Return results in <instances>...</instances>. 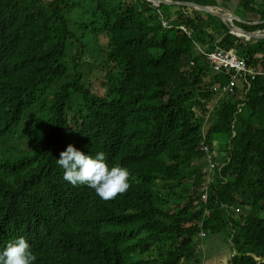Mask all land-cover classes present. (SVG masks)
<instances>
[{"label": "trees", "instance_id": "trees-1", "mask_svg": "<svg viewBox=\"0 0 264 264\" xmlns=\"http://www.w3.org/2000/svg\"><path fill=\"white\" fill-rule=\"evenodd\" d=\"M238 8L264 22V4ZM218 48L257 73L233 94L214 91L232 78ZM69 144L105 152L129 188L65 181ZM203 232L224 263L264 264V39L187 5L0 0V250L24 236L35 264H199Z\"/></svg>", "mask_w": 264, "mask_h": 264}, {"label": "clouds", "instance_id": "clouds-1", "mask_svg": "<svg viewBox=\"0 0 264 264\" xmlns=\"http://www.w3.org/2000/svg\"><path fill=\"white\" fill-rule=\"evenodd\" d=\"M63 179L72 186L86 185L101 199L115 198L129 188V172L121 166H109L106 153H85L69 144L56 159ZM36 257L28 239L19 236L0 250V264H35Z\"/></svg>", "mask_w": 264, "mask_h": 264}, {"label": "built area", "instance_id": "built-area-1", "mask_svg": "<svg viewBox=\"0 0 264 264\" xmlns=\"http://www.w3.org/2000/svg\"><path fill=\"white\" fill-rule=\"evenodd\" d=\"M182 27L187 29L184 25ZM209 60L213 69L218 73L232 75L229 83L215 86L214 91L220 95L233 94L240 79H244L245 81L248 80L249 76L253 79L257 76L256 72L249 69L246 60L238 56L236 50L227 51V49L218 48L210 54ZM204 149L208 150V147H204ZM210 165L212 169L215 167V164L211 163ZM203 199H206V195H203ZM201 237L205 238L206 234L203 232Z\"/></svg>", "mask_w": 264, "mask_h": 264}, {"label": "rangeland", "instance_id": "rangeland-1", "mask_svg": "<svg viewBox=\"0 0 264 264\" xmlns=\"http://www.w3.org/2000/svg\"><path fill=\"white\" fill-rule=\"evenodd\" d=\"M220 1L221 2H224L223 4L227 5V6H224V7H226L229 10H232L233 12H235V9L237 7V4L241 0H220ZM254 1H257V3L259 5L260 4L261 5L264 4V0H254ZM236 11L239 12V8H237ZM235 13H237V12H235ZM248 16H249V19H248L249 22L255 23V22H257L260 19V16L258 14H256V13H253V12L250 13ZM258 23H260V22H258ZM250 40L248 39V41H250ZM90 49H92V52L91 53L93 55L92 57H93L94 64H98V60L99 59L101 60V57L100 56L99 57L97 56V50H94V47L93 46H90L89 50ZM220 74H223V73H220ZM97 75H98V73L90 74L91 77L97 76ZM94 84L96 85V83H94ZM239 86L240 87L243 86L242 79L238 82V87ZM196 90H198V89H196ZM224 139H225V137L223 135L217 136V140L214 142L215 151H217L219 154L222 152V148L224 147V144H225V142L223 141ZM217 152H214V153L215 154H218ZM212 180H215L214 179V176H212V177L206 176V183L207 182H210ZM237 211L239 212V210H237ZM242 214H246V213L244 211H242ZM214 240L215 239L213 237L205 238V239L202 240L201 246H200L201 253L198 256L200 258V260H201V263H199V264H226L227 263L225 261L226 260V257L224 255H222V253L219 250H217L216 247H215V244H219V243H215ZM224 249L225 248L223 247V250ZM153 250H154V252L152 254H155L157 256L160 255L158 253L157 247H154ZM224 262H226V263H224Z\"/></svg>", "mask_w": 264, "mask_h": 264}, {"label": "water", "instance_id": "water-1", "mask_svg": "<svg viewBox=\"0 0 264 264\" xmlns=\"http://www.w3.org/2000/svg\"><path fill=\"white\" fill-rule=\"evenodd\" d=\"M154 3L155 6H161L162 4H168V5H187L190 7H193L195 9L213 14L219 18H221L223 21H225L228 26L231 28L234 35L238 37H245L247 39H264V30L258 31V32H250L243 28H241L236 21L247 23V24H260L264 22H255L251 23L248 22L240 17L237 13L233 12L232 10H229L228 8H225L223 6H216V5H206L201 4L195 1H179V0H149Z\"/></svg>", "mask_w": 264, "mask_h": 264}, {"label": "crops", "instance_id": "crops-1", "mask_svg": "<svg viewBox=\"0 0 264 264\" xmlns=\"http://www.w3.org/2000/svg\"><path fill=\"white\" fill-rule=\"evenodd\" d=\"M224 2H222V4L220 5V6H227V5H225V4H223ZM240 3V2H239ZM239 3L237 4V7H236V9L238 8V6H239ZM216 6H218V5H216ZM226 8V7H225ZM236 9H235V12H236Z\"/></svg>", "mask_w": 264, "mask_h": 264}, {"label": "bare ground", "instance_id": "bare-ground-1", "mask_svg": "<svg viewBox=\"0 0 264 264\" xmlns=\"http://www.w3.org/2000/svg\"><path fill=\"white\" fill-rule=\"evenodd\" d=\"M88 11V10H87ZM87 26V25H86ZM92 36V35H91Z\"/></svg>", "mask_w": 264, "mask_h": 264}]
</instances>
